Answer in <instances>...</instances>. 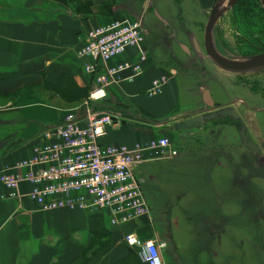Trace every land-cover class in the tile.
I'll return each mask as SVG.
<instances>
[{
    "label": "crops",
    "instance_id": "obj_1",
    "mask_svg": "<svg viewBox=\"0 0 264 264\" xmlns=\"http://www.w3.org/2000/svg\"><path fill=\"white\" fill-rule=\"evenodd\" d=\"M106 1L0 0V174L9 169L13 173L11 169L44 142L45 131L60 124L66 114L89 101L95 83L93 76L85 71L89 59L79 56L87 33L114 19L141 17L144 20L143 15L149 7L160 14L152 0L144 1L143 14L141 0H111L109 6L104 4ZM215 1L196 0L200 15L207 13ZM151 38L156 53L161 41H157L156 35ZM147 50L151 53L150 47L147 46ZM157 58L150 57L145 72L134 82L111 87L106 99L91 102L96 111L117 114L121 111L120 115L128 119L127 123L111 131L104 139L105 143L132 146L159 137L173 138L172 122L158 119L168 115L174 121L197 110L189 113H181L177 108L171 110L170 93L177 91L175 76L169 79L170 73L164 70L168 66ZM162 76L168 79L163 93L149 97L147 91L152 81ZM204 103L207 105L205 97ZM234 146L230 142L212 140L185 141L183 145L175 146L177 156L141 165L135 175L148 204L153 203V213L149 204L148 215L119 225L111 224L108 210L42 211L27 196V185L21 186L19 197L9 198L4 197L6 189L0 182V264H117L135 250L126 242L129 234L141 240L165 243V264H226L224 248L227 244H235L229 240L224 243L222 239L227 231L234 235L240 229L238 224L227 225L225 216L220 221V212H225L220 206L214 209L203 206L201 218H189L194 222L182 223L179 214L177 216L173 210V194L162 190V184L159 188L154 186V173L164 163H177L180 167L178 175L188 182H198L199 176L210 182L209 176L216 168L228 165L232 181L238 180L240 177L236 173L237 169L241 170L242 160L236 156ZM210 186V193L201 192L195 199H220V194L213 188V180ZM230 187L233 192L235 186ZM180 198L187 197L182 195ZM176 226L192 236L191 240L186 238L192 247L190 255L180 254L179 257L177 250H173L179 245L173 231Z\"/></svg>",
    "mask_w": 264,
    "mask_h": 264
},
{
    "label": "rangeland",
    "instance_id": "obj_2",
    "mask_svg": "<svg viewBox=\"0 0 264 264\" xmlns=\"http://www.w3.org/2000/svg\"><path fill=\"white\" fill-rule=\"evenodd\" d=\"M144 1L141 0V14ZM152 1L160 14L149 7V11L143 15L147 30L146 44L151 48L149 56L158 57L160 62L162 60L161 64L168 66L164 68L170 73L168 78L175 76L177 91L170 93V108L172 111L180 109L181 113L197 109L174 121L168 115L158 121L172 122L170 129L174 131L173 138L168 137L174 147L194 140L230 142L235 144L236 156L239 155L242 160L241 170L237 169L240 174L236 173L240 177L238 180L232 181L228 165L216 168L209 176L220 199H195V195H201V192L210 193L211 181L208 182L206 178L201 180L202 176H199L198 182H188L178 175L180 167L177 163H164L160 169L156 168L154 186L159 188L163 185L162 190L173 194V210L177 216L179 214L182 223L190 224L194 218H201L203 206L213 209L220 206V210L225 211L220 212V221L225 216L227 225L238 224L240 229L234 235L227 231L228 234L222 239L224 243L229 240L235 244H227L224 248L226 264H264V70L230 73L215 66L207 57L204 34L215 3L207 13L200 15L196 0ZM217 1L219 6L224 7L230 0ZM104 4L112 5V1L107 0ZM160 18L166 19L168 24ZM166 33L172 38H167ZM152 34L159 38L157 41H161L156 53L151 43ZM194 39L199 52L194 48ZM213 41L222 56L233 60L241 61L261 54L264 51V6L261 0H239L220 16L214 26ZM204 90L211 96L212 107L204 103ZM91 102L94 101L89 102L92 108ZM118 114H122L121 111ZM191 116L207 119L191 129L178 130L174 126L175 122L185 121ZM233 185L235 189L231 192L230 186ZM182 195L187 198H180ZM149 204L153 213V203L150 201ZM177 227L173 231L179 245L174 246L173 250H177L179 257L180 254L190 255L192 247L187 240H191L192 236ZM162 255L165 262V252L162 251Z\"/></svg>",
    "mask_w": 264,
    "mask_h": 264
},
{
    "label": "built area",
    "instance_id": "obj_3",
    "mask_svg": "<svg viewBox=\"0 0 264 264\" xmlns=\"http://www.w3.org/2000/svg\"><path fill=\"white\" fill-rule=\"evenodd\" d=\"M146 37L141 17L114 19L87 33L79 56L89 59L85 71L95 83L89 101L45 131L44 142L18 162L11 169L13 173L9 169L0 174L6 189L4 197H19L21 186L27 185V196L42 211L108 210L112 225L149 214L148 201L135 173L144 163L177 156L172 140L159 137L132 146L105 143L111 131L128 119L89 106L90 101L106 99L109 88L132 83L143 75L150 61ZM167 81L165 76L154 79L148 96L161 95ZM126 242L143 264H165V243L141 240L134 234L127 235Z\"/></svg>",
    "mask_w": 264,
    "mask_h": 264
},
{
    "label": "water",
    "instance_id": "obj_4",
    "mask_svg": "<svg viewBox=\"0 0 264 264\" xmlns=\"http://www.w3.org/2000/svg\"><path fill=\"white\" fill-rule=\"evenodd\" d=\"M238 1L239 0H230L229 3L224 7L219 6L217 4L218 1H215V6L211 10L204 34V46L207 57L215 66L230 73L244 74L251 71L264 70V51L255 57L239 61L222 56L215 48L213 41L214 26L219 17L222 16L225 12H227L231 7H233ZM261 2L264 6V0H261ZM193 45L194 48H196V51L199 52V48L196 41ZM204 95L205 102L208 106L212 107L213 101L209 92L204 91ZM206 119L207 117L203 116L191 117L183 122H177L176 127L179 130L190 129L196 127L200 123H203Z\"/></svg>",
    "mask_w": 264,
    "mask_h": 264
},
{
    "label": "trees",
    "instance_id": "obj_5",
    "mask_svg": "<svg viewBox=\"0 0 264 264\" xmlns=\"http://www.w3.org/2000/svg\"><path fill=\"white\" fill-rule=\"evenodd\" d=\"M138 255L135 252V250H131V253L129 254V257L125 259L123 262L117 263V264H143L141 261H139Z\"/></svg>",
    "mask_w": 264,
    "mask_h": 264
}]
</instances>
